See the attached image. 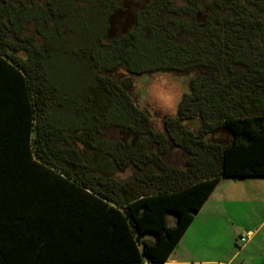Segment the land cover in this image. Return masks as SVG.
I'll return each instance as SVG.
<instances>
[{"label":"trees","instance_id":"16d2710c","mask_svg":"<svg viewBox=\"0 0 264 264\" xmlns=\"http://www.w3.org/2000/svg\"><path fill=\"white\" fill-rule=\"evenodd\" d=\"M160 72L192 75L163 130L130 93ZM249 177L264 0H0V264L165 262L219 182Z\"/></svg>","mask_w":264,"mask_h":264},{"label":"crops","instance_id":"0c3cea01","mask_svg":"<svg viewBox=\"0 0 264 264\" xmlns=\"http://www.w3.org/2000/svg\"><path fill=\"white\" fill-rule=\"evenodd\" d=\"M143 264H264V179H222L167 261Z\"/></svg>","mask_w":264,"mask_h":264},{"label":"rangeland","instance_id":"374dc122","mask_svg":"<svg viewBox=\"0 0 264 264\" xmlns=\"http://www.w3.org/2000/svg\"><path fill=\"white\" fill-rule=\"evenodd\" d=\"M143 2L144 0H134L136 8H139ZM134 8H128V11L122 17L124 20L129 21L126 25L131 26L133 23ZM126 76L127 73L124 69L119 70L114 75L117 81H121ZM191 77L192 75H178L169 72L135 76V85L130 93L139 107L150 112L155 128L163 130L164 116L177 113L183 94L190 89ZM190 127L197 128L198 122H191ZM219 137L224 138L221 135ZM163 157L170 165L183 167L186 154L180 148L172 146ZM256 178L264 179V177Z\"/></svg>","mask_w":264,"mask_h":264},{"label":"built area","instance_id":"2783aa9c","mask_svg":"<svg viewBox=\"0 0 264 264\" xmlns=\"http://www.w3.org/2000/svg\"><path fill=\"white\" fill-rule=\"evenodd\" d=\"M247 239H248L247 235H246V236H243V237L241 238V240H242L243 242H246Z\"/></svg>","mask_w":264,"mask_h":264}]
</instances>
